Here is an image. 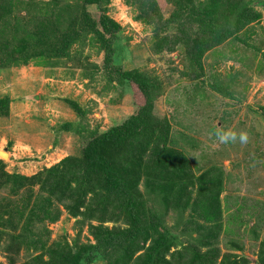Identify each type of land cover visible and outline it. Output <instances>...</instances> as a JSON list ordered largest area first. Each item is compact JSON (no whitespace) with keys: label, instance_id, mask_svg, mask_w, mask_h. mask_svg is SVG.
Masks as SVG:
<instances>
[{"label":"rangeland","instance_id":"374dc122","mask_svg":"<svg viewBox=\"0 0 264 264\" xmlns=\"http://www.w3.org/2000/svg\"><path fill=\"white\" fill-rule=\"evenodd\" d=\"M83 1L8 0L5 6H12L11 11L0 12L3 41L11 46L21 41L34 55L26 65L0 69V100H8V115L0 116V152L8 155L0 161L6 175L32 177L67 157H80L90 132L104 133L144 105L135 85L120 82L105 68L107 54L94 35L81 36L61 58L49 56L46 44L51 41L28 37V31L46 27L48 18L65 32L67 20L78 16ZM222 1L226 5L219 10L228 17L222 27L236 33L203 52L201 44L209 36L201 32L207 26L180 9L179 0H149L150 24L138 18L136 0H107L86 10L95 21L103 14L120 26L115 37L106 36L111 66L115 71H138L156 84L154 113L169 120L173 144L186 155L195 176L210 170L220 175L217 264L243 258L246 264H264V0ZM196 2L201 9H212V0ZM246 9L258 19L239 24ZM54 24L47 28L52 30ZM190 41L195 42L193 49L186 44ZM217 131L245 132L248 142L221 144ZM30 188L17 192L8 178H0V264H54V253L66 257L95 244L89 229L98 223L72 219L61 207L56 221L35 220L24 231L26 215L39 213L36 206L43 197L38 186ZM29 194L20 221L15 210ZM146 197L148 205L161 212L160 199ZM182 214L164 218L172 251L198 245L197 235L183 230L189 216ZM105 226L124 228L120 223ZM96 248L83 254L78 264H113L118 257Z\"/></svg>","mask_w":264,"mask_h":264},{"label":"trees","instance_id":"16d2710c","mask_svg":"<svg viewBox=\"0 0 264 264\" xmlns=\"http://www.w3.org/2000/svg\"><path fill=\"white\" fill-rule=\"evenodd\" d=\"M7 1L0 0L1 13L11 11L12 6L10 9L5 6ZM196 1L179 0V8L193 13L192 17L202 26L206 24L201 33L207 32L209 38L201 44L203 52L225 43L237 29L229 31L222 27L225 19L228 20L225 11L219 10L226 5L225 1L212 0V9H201L200 2ZM104 2L107 0H84L78 16L67 20L69 27L65 32L48 18L44 21L46 27L28 31V37L40 42L51 41L46 44L50 46L49 56L61 58L81 36L94 35L107 54L105 68L113 70L120 82L136 86L144 99L143 107L104 133L90 132L80 157H67L32 177L6 175L0 161V178H8L17 192L38 186L43 195L42 203L36 206L39 213L32 210L26 215L24 231L35 220L56 221L60 214L58 207L72 219L81 218L87 224L98 223L90 225L89 229L94 245L83 247L76 253L70 252L66 257L54 253L50 255L51 263L78 264L83 254L97 247L117 254L113 264H217L219 252L215 249V242L222 231L221 177L211 175L212 170L196 177L186 155L174 146L169 120L154 113L156 84L138 71H115L111 66L110 38L106 36L115 37L120 26L103 14L95 21L86 10L87 6L101 7ZM135 3L140 6L138 18L150 24L152 3L149 0H136ZM257 19L255 12L246 9L237 22L240 24L244 20V24H248ZM53 24L52 30L47 28ZM0 38V69L19 63L26 65L34 57L29 54L31 48L26 49L23 42L11 46L3 41L1 34ZM193 41L186 43L192 45V49ZM36 47L34 45L32 50L35 51ZM199 58L201 55L198 62ZM7 115L8 100H0V116ZM146 196L160 199L161 212L148 205ZM26 199L23 208L20 206L15 210L19 212L20 221L31 194ZM172 212L188 214L183 230L197 235L198 245L193 249L172 251L174 243L164 226V218ZM107 223H120L124 228L108 229ZM262 245L264 248V242ZM202 249L206 251L202 252ZM110 260L108 258V263ZM245 261L243 258V262L234 264H246Z\"/></svg>","mask_w":264,"mask_h":264},{"label":"clouds","instance_id":"9594fccd","mask_svg":"<svg viewBox=\"0 0 264 264\" xmlns=\"http://www.w3.org/2000/svg\"><path fill=\"white\" fill-rule=\"evenodd\" d=\"M216 139L221 144H228L229 142H236L237 140L241 144H246L248 142V135L245 132H240L239 135H237L234 132L227 131V132H221L217 131L215 133Z\"/></svg>","mask_w":264,"mask_h":264},{"label":"bare ground","instance_id":"6f19581e","mask_svg":"<svg viewBox=\"0 0 264 264\" xmlns=\"http://www.w3.org/2000/svg\"><path fill=\"white\" fill-rule=\"evenodd\" d=\"M0 157L3 158V159H7L8 158V155L7 154L5 155L4 153H1L0 152Z\"/></svg>","mask_w":264,"mask_h":264},{"label":"water","instance_id":"95a60500","mask_svg":"<svg viewBox=\"0 0 264 264\" xmlns=\"http://www.w3.org/2000/svg\"><path fill=\"white\" fill-rule=\"evenodd\" d=\"M4 154L6 155V153L4 152Z\"/></svg>","mask_w":264,"mask_h":264}]
</instances>
